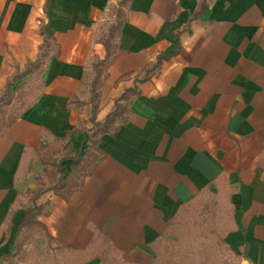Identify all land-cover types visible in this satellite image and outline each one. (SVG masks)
Wrapping results in <instances>:
<instances>
[{"label":"crops","instance_id":"1","mask_svg":"<svg viewBox=\"0 0 264 264\" xmlns=\"http://www.w3.org/2000/svg\"><path fill=\"white\" fill-rule=\"evenodd\" d=\"M121 4L94 121L105 122L127 90L139 95L128 123L100 136L93 174L65 200L55 188L93 149L82 82L107 56L105 28ZM43 33L56 44L45 88L0 141V261L33 207L29 194L41 189L49 256H71L57 245L93 256L106 244L122 263L150 264L149 245L179 209L226 183L235 231L225 243L236 264H264V0H0V98L17 69L39 58ZM67 152L74 158L61 161ZM31 157L30 173L16 179ZM47 245L30 248L38 264H52Z\"/></svg>","mask_w":264,"mask_h":264},{"label":"trees","instance_id":"2","mask_svg":"<svg viewBox=\"0 0 264 264\" xmlns=\"http://www.w3.org/2000/svg\"><path fill=\"white\" fill-rule=\"evenodd\" d=\"M123 7L125 5L121 4L116 10V23L109 28L108 33L104 34L103 43L107 49V56L104 60L94 61L91 66L92 72L87 74L82 82L84 92L90 94L89 103L92 105L93 125L89 130V142L93 149L83 156L82 159L76 160L72 166L71 175L63 179L55 188V192L65 200H68L74 193L80 191L85 178L93 174L99 160L96 152H98L97 146L99 145L100 136L113 134L119 130L120 126H125L128 123L130 116L129 105L139 95V90L136 88L127 90L116 101L117 108L107 117L105 122L96 123L94 121V117L100 108L101 89L107 78L111 60L117 53L116 40L125 21L123 19ZM44 37L45 41L41 46L39 58L35 62H29L25 71L20 72L17 69L16 73L8 80L5 93L0 98V141L21 115L35 105L43 93L45 82L42 79V74L53 59L50 56L51 50L56 47L51 37H47L46 35ZM162 59L164 58L159 59V63L155 68H159L158 66L162 63ZM155 68L152 70L153 72L156 71ZM146 73L148 74L149 72L147 71ZM28 77H31V79L25 81ZM146 79L137 78V82L143 83L149 78ZM73 104L77 106L82 105L78 100ZM67 153L60 157L61 161L71 159V157L74 158L71 153ZM34 160L35 157L23 160V165H21L16 179L25 177L30 173ZM42 161L45 162L44 160ZM42 194L43 189L29 194V197L31 196L30 203L33 204V207L26 210L23 223L20 225L19 232L14 238L11 255L3 257L0 264H33L30 263L33 260V256H30V248L38 246L45 239L48 241L45 249V253L48 256H44V258L52 264H89L94 259H99L100 262L98 264H138L122 263L117 250L106 244H103V246L107 247L103 250L99 248V252L98 246H95L93 256H86L85 252H73L62 245H57L58 253H67L71 256H67L66 254L65 256H49V251L54 245V239L50 237L46 227L38 221V216L43 213L45 206L43 208L36 206V202ZM230 195V189L225 183L223 186L217 185L216 192H212L210 189L202 191L198 198L182 206L175 218L170 221L169 229L157 241L149 245L153 253V256L150 258V264H180L178 263V256H189L193 252L192 247L194 246V242L197 241L203 248L201 251L203 260L200 264H224L223 260L228 255L231 261L234 260L235 262L233 257L235 256L234 252L225 243L226 236L235 231L233 209L229 200ZM221 202L225 204L226 211L222 210L223 205ZM16 203L18 204L19 200ZM20 203L23 204L21 200ZM199 208L202 210L200 213H198ZM13 214L14 211H11L5 225L9 223ZM198 214L201 216L200 218L197 217ZM220 214H223L226 220L229 221V227H225L222 235L217 231V226L221 223L218 218ZM212 234L216 235V238Z\"/></svg>","mask_w":264,"mask_h":264},{"label":"rangeland","instance_id":"3","mask_svg":"<svg viewBox=\"0 0 264 264\" xmlns=\"http://www.w3.org/2000/svg\"><path fill=\"white\" fill-rule=\"evenodd\" d=\"M114 24L115 23L113 21L111 23L107 24L106 28H105V33H108L109 28ZM15 88H17V87H15ZM208 200H210V198H208ZM221 204L223 205L222 210L226 211L225 209H227V208L225 207V204L223 202H221ZM220 208H221V206H220ZM200 212H202L201 208L198 209V213H200ZM197 217L200 218L201 216H199V214H198ZM218 218H219L221 223H219V225L217 226V231L222 235L224 233L225 227H229V221L226 220V218L223 214H220ZM212 236L216 238V235L212 234ZM195 238H194V240H195ZM202 249L203 248L198 243V241L194 242V246L192 247L193 252H191V254H189V256H178V263H180V264H200L203 260V256H201ZM224 250L226 251L225 248H224ZM225 251H224V253H226ZM228 256L223 260V263L224 264H235L234 260L231 261V259ZM35 260H36V257L33 256L32 261H35ZM41 261L43 262V260H41ZM34 263L38 264V261H35Z\"/></svg>","mask_w":264,"mask_h":264}]
</instances>
